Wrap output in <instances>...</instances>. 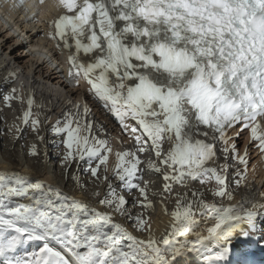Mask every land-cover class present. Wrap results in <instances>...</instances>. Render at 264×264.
Masks as SVG:
<instances>
[{"label":"snow or ice","instance_id":"snow-or-ice-1","mask_svg":"<svg viewBox=\"0 0 264 264\" xmlns=\"http://www.w3.org/2000/svg\"><path fill=\"white\" fill-rule=\"evenodd\" d=\"M0 11L68 88L56 115L0 48V264H264V0Z\"/></svg>","mask_w":264,"mask_h":264},{"label":"bare ground","instance_id":"bare-ground-1","mask_svg":"<svg viewBox=\"0 0 264 264\" xmlns=\"http://www.w3.org/2000/svg\"><path fill=\"white\" fill-rule=\"evenodd\" d=\"M27 34L29 35L28 32ZM0 48H2L3 51L7 52L10 59L14 62V64L10 66H18L23 70V72H26L28 66L35 67L34 75L38 77V82L36 81L33 84V88L38 91V94H36L37 102L43 99L45 104H47V102L51 100L54 106L55 113L56 115H58L60 112V108L63 106L64 93H60L59 97L56 95V93L59 91L60 88H64L66 91L68 90L67 84L61 79V74L58 71L51 70V68L48 67L46 63L41 62V60L39 59L38 63L32 61V58L29 56V54L25 52L26 46L24 44H19V38L8 35L6 31L1 27ZM21 49H23L22 52L20 51ZM0 60H2V57H0ZM2 75L3 73H0V76ZM49 88L52 89L51 93L48 91ZM6 90L7 89H5V91ZM89 102L91 103V101ZM93 110L97 112L99 119L103 120L105 123L108 124L110 129L114 128V122L101 115L97 106L93 105ZM113 134L115 135V132H113ZM0 140H2L5 144L7 143L6 133L3 137H0ZM21 143H23V141H21ZM253 152L255 154L252 155V164H258L260 157L258 153H256L255 151ZM51 166L53 165H50V167ZM15 167L25 174H29L32 176L39 175L42 179H46L49 181L52 180L51 174L45 171L43 168H39L38 170L36 162L33 160H24L22 166L18 164L15 165ZM0 168H2V165H0ZM249 176L251 178V166ZM262 182H264V166H258V171L256 174V184L254 188L258 191H264V183ZM164 219L166 220L167 217H165ZM259 258V255H257V259ZM191 264H198L197 259L195 257L193 258Z\"/></svg>","mask_w":264,"mask_h":264},{"label":"rangeland","instance_id":"rangeland-1","mask_svg":"<svg viewBox=\"0 0 264 264\" xmlns=\"http://www.w3.org/2000/svg\"><path fill=\"white\" fill-rule=\"evenodd\" d=\"M12 42H13V41H12ZM20 51L22 52V51H23V49H21ZM24 53H25V52H24ZM240 143H241V144H243V143H244V141H243V140H241V141H240ZM254 154H255V153L253 152V153H252V155H254ZM250 166H251V165H250Z\"/></svg>","mask_w":264,"mask_h":264}]
</instances>
